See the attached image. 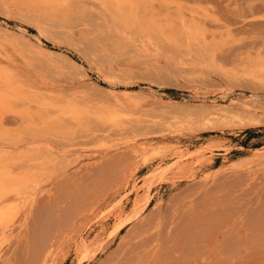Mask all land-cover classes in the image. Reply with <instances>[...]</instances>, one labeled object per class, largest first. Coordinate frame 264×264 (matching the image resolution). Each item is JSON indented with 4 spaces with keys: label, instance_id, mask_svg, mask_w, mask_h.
<instances>
[{
    "label": "rangeland",
    "instance_id": "1",
    "mask_svg": "<svg viewBox=\"0 0 264 264\" xmlns=\"http://www.w3.org/2000/svg\"><path fill=\"white\" fill-rule=\"evenodd\" d=\"M35 2L0 0V77L92 126L41 144L55 165L0 221V264H264V0L135 1L188 47L107 1ZM7 112L0 133L24 126Z\"/></svg>",
    "mask_w": 264,
    "mask_h": 264
},
{
    "label": "bare ground",
    "instance_id": "2",
    "mask_svg": "<svg viewBox=\"0 0 264 264\" xmlns=\"http://www.w3.org/2000/svg\"><path fill=\"white\" fill-rule=\"evenodd\" d=\"M101 1H107L109 3H113V5L115 6L113 7L110 6L109 9L111 8L113 12L116 10V13L121 14V15L125 14L126 18L128 19L130 23H140V25H142L144 29L146 28L149 31L147 32V30L145 29V33L147 32V34H150V36L153 37V39L159 40L160 39L159 36H161L162 40L164 37V40L166 38V40L168 39L167 41L170 42L171 40L172 42H174V44H177L179 42L175 43L176 41H173V40L181 41V38H182V39H186L184 40L185 42L184 41L181 42V43H184L186 46H187V43H186L187 40L189 41V43L192 41L191 43L193 45L195 44V42L193 41H196V38H195L196 36L193 34V30L189 26H183L179 29H172V27L166 28L164 25L158 24L156 20H154L153 17L147 18L144 16V14H141L140 13L141 10L140 11L138 10L140 7L137 9V7L139 6L138 3L135 2L137 0H101ZM61 2H63V0H36L35 5L37 4V6H39L41 4L43 6L44 4V6L45 5L48 6L49 4H52L53 7L55 6L57 7L58 4H60ZM41 5L40 7L43 8ZM143 28L142 30H144ZM150 32L153 34V36L151 35ZM154 35L155 37L157 35L159 39L157 37L155 38ZM35 37L40 40L39 35L38 36L36 35ZM193 45L190 44L189 47ZM40 47L42 46L40 45ZM26 92H29V91H24L23 89L17 88L11 83L10 80L0 77V112L3 110H6V112L8 110L12 111V113H15L13 114L15 115L14 118L17 117L18 119V116L16 115L17 113L19 116L23 118V121L19 122L22 125L21 124L19 125L23 126L24 124L23 127L18 126L22 129L17 127L20 131L18 129L16 130L14 129L15 131L12 133V130L10 129L11 133L10 132L8 133L6 131H4L3 133L1 132L2 134L0 133V144L2 145L0 147V221L4 220L8 216V214L11 211L13 203H15L18 200H21L22 196L25 195L26 193L28 194L30 190H36L38 187H40L42 181L47 177L48 172L52 169V167H54L55 165L54 158L56 157V155H53L54 153H52V151H51L52 153L51 154L49 152V148L48 149L46 148L49 145L42 146L41 144L45 143L46 140L50 139L49 137H52V136H55L58 138L59 136L61 137L63 136L65 138L73 136L74 135L73 133H72L73 135L71 136L68 134L71 131L70 128H72L73 124H70V125L67 124L69 120L65 121L66 116H69L72 120L77 122L75 126L79 128V126L81 127L82 125L80 121L82 118L84 119L83 116L86 113L84 109L77 106L76 104H68L65 107H63V109H60V111H57L58 112L57 114H55L48 107L47 100L43 99V96H44L43 94H41L42 95V97L40 96L41 98L35 99L33 92H31L34 97V99H32L33 97L32 96L29 97L30 94ZM29 101H34L38 103V106L35 108V106L33 107L31 105L26 104V107H25L26 109L20 110L19 106L23 105L24 102H29ZM167 101L169 102V100ZM100 110L102 111V109ZM9 111L7 113H9ZM6 112L4 111L0 114L3 115V113L5 114ZM103 112L104 111H102V113ZM227 113H228L227 110L219 109L217 113L214 112L212 114L216 116L217 115L222 116L223 114H225L227 116ZM112 115L113 114L109 113L106 116L110 120L116 117L114 115L113 117ZM242 116L244 117V115ZM245 116H249V115H245ZM2 117L3 116H1V118ZM90 118H87V119H90ZM96 121H98L97 118H96ZM79 122L81 125L79 124ZM90 122L88 121L87 124L90 125L89 124ZM98 122L101 123V120ZM94 123H96L95 119H94ZM88 125H85V126H88ZM90 126H92V123ZM90 126H88L87 128L81 127V129L82 128L88 129L90 128ZM0 127L3 128V126L1 125ZM68 127L70 128L68 129ZM75 128L76 127H74L72 132H77L78 128L77 129ZM81 129L79 128L78 130H81ZM67 130H68V133H67ZM58 134L59 136H57ZM61 134H64V135H61ZM56 163L57 165L60 164V160H58ZM49 176H51V173ZM47 221L48 220H46V223ZM55 221L52 220V222L54 223Z\"/></svg>",
    "mask_w": 264,
    "mask_h": 264
}]
</instances>
